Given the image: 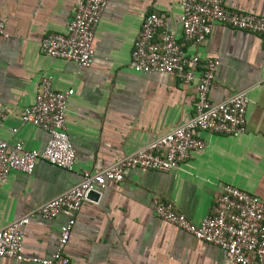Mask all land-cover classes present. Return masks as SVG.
I'll list each match as a JSON object with an SVG mask.
<instances>
[{"label": "crops", "instance_id": "1", "mask_svg": "<svg viewBox=\"0 0 264 264\" xmlns=\"http://www.w3.org/2000/svg\"><path fill=\"white\" fill-rule=\"evenodd\" d=\"M81 0H0V138L26 150H43L46 131L24 125L20 115L34 103L41 80L69 92L66 127L76 164L67 171L38 161L31 175L12 172L0 181V229L146 147L194 116L196 90L173 76L145 75L128 68L145 17L158 13L180 35L183 0H108L98 24L88 68L41 53L49 34H64ZM227 12L264 18V0H223ZM201 66L217 61L209 98L221 103L246 92L245 132L237 137L200 132L205 148L170 172L130 169L109 184L98 202L89 200L75 217L65 248L71 264H230L224 250L162 221L154 198L170 202L194 224L201 223L232 185L264 199V37L214 25L200 47L184 44ZM15 129L16 132H12ZM67 216L33 218L24 227L23 255L45 259L56 250ZM0 264H36L4 258Z\"/></svg>", "mask_w": 264, "mask_h": 264}, {"label": "built area", "instance_id": "2", "mask_svg": "<svg viewBox=\"0 0 264 264\" xmlns=\"http://www.w3.org/2000/svg\"><path fill=\"white\" fill-rule=\"evenodd\" d=\"M107 2L81 0L66 32L47 35L40 43L41 53L88 68L95 53V31ZM177 24L179 36L169 29L164 16L155 12L148 14L133 45L128 68L138 74L173 76L183 85H194V116L103 171L84 173L78 185L0 229V262L10 258L36 264H71L65 248L75 226L76 214L89 201V193L102 195L109 184L121 183L125 172L130 169L158 172L179 169L192 152L205 148V142L197 136L200 132L231 137L245 132L250 104L247 93L239 92L224 102L213 103L209 93L217 61L207 60L201 66L197 55L186 54L184 44L200 47L210 36L214 25L264 37V18L227 12L223 0H183ZM0 37H8L2 22ZM69 95V92L54 91L51 77L41 80L34 103L22 110L20 120L24 125L46 131L49 135L47 145L41 151L26 150L20 142L9 145L0 138V181L12 172L31 175L40 160L67 171L73 170L76 154L66 127ZM5 113V109H0V116ZM152 210L162 221L224 250L230 264H264V199L225 185L217 204L199 224L189 221L185 215L176 212L170 202L160 198L153 199ZM61 214L67 216V221L59 229L56 250L45 259L25 258L24 227L33 218L51 222Z\"/></svg>", "mask_w": 264, "mask_h": 264}, {"label": "water", "instance_id": "3", "mask_svg": "<svg viewBox=\"0 0 264 264\" xmlns=\"http://www.w3.org/2000/svg\"><path fill=\"white\" fill-rule=\"evenodd\" d=\"M100 197H101V195H99V194H97L95 192H91V193H89L88 199L92 200V201H95V202H98Z\"/></svg>", "mask_w": 264, "mask_h": 264}]
</instances>
